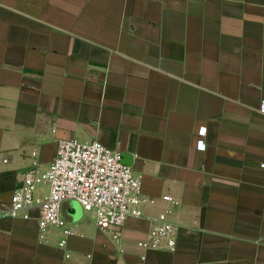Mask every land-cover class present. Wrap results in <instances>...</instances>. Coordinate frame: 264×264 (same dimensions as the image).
Instances as JSON below:
<instances>
[{
	"label": "crops",
	"instance_id": "obj_1",
	"mask_svg": "<svg viewBox=\"0 0 264 264\" xmlns=\"http://www.w3.org/2000/svg\"><path fill=\"white\" fill-rule=\"evenodd\" d=\"M262 99L264 0H0V210L62 138L121 151L155 198L119 230L64 202V246L0 217V264H264ZM155 219L175 250L142 247Z\"/></svg>",
	"mask_w": 264,
	"mask_h": 264
},
{
	"label": "built area",
	"instance_id": "obj_2",
	"mask_svg": "<svg viewBox=\"0 0 264 264\" xmlns=\"http://www.w3.org/2000/svg\"><path fill=\"white\" fill-rule=\"evenodd\" d=\"M259 110L264 113V99ZM206 126L198 128L196 146L206 149ZM33 151V155H36ZM264 167V163L261 164ZM46 184L48 191L38 194L40 185ZM163 199L171 201L170 194ZM68 200L81 204L92 211L97 225L103 229L121 228L131 214L142 215L144 203H154L155 198L142 192L140 176L132 166L123 161L121 151L106 146L99 140L62 138L58 140L56 155L46 169H41L34 160L24 172V182L11 195V203L0 210V217H35L41 229L56 226L63 231L60 244L77 232L69 226L62 213V205ZM170 211V210H168ZM176 224L170 220L155 219L146 238L141 242L145 249L177 248ZM121 239L119 232L115 234Z\"/></svg>",
	"mask_w": 264,
	"mask_h": 264
}]
</instances>
